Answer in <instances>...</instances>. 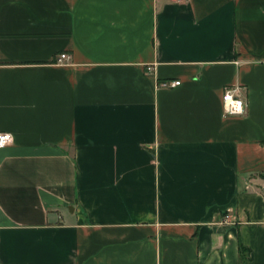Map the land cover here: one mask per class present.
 <instances>
[{
	"label": "crops",
	"instance_id": "crops-1",
	"mask_svg": "<svg viewBox=\"0 0 264 264\" xmlns=\"http://www.w3.org/2000/svg\"><path fill=\"white\" fill-rule=\"evenodd\" d=\"M0 131V264H264V0H0Z\"/></svg>",
	"mask_w": 264,
	"mask_h": 264
},
{
	"label": "built area",
	"instance_id": "built-area-1",
	"mask_svg": "<svg viewBox=\"0 0 264 264\" xmlns=\"http://www.w3.org/2000/svg\"><path fill=\"white\" fill-rule=\"evenodd\" d=\"M180 1V0H174ZM69 56L66 53H61L56 57V61L61 62L67 59ZM179 80L164 81L161 83L165 87H173L179 85ZM241 86H227L221 97L222 112L225 116H239L243 115L246 110V102L241 94ZM13 140V136L10 132L0 131V142H3V147L10 144ZM2 148V147H0Z\"/></svg>",
	"mask_w": 264,
	"mask_h": 264
},
{
	"label": "trees",
	"instance_id": "trees-1",
	"mask_svg": "<svg viewBox=\"0 0 264 264\" xmlns=\"http://www.w3.org/2000/svg\"><path fill=\"white\" fill-rule=\"evenodd\" d=\"M239 249H240L241 254H243V253H244V252H243L244 250H243L242 246H240ZM243 263H244V264H247V261H246V260H243Z\"/></svg>",
	"mask_w": 264,
	"mask_h": 264
},
{
	"label": "clouds",
	"instance_id": "clouds-1",
	"mask_svg": "<svg viewBox=\"0 0 264 264\" xmlns=\"http://www.w3.org/2000/svg\"><path fill=\"white\" fill-rule=\"evenodd\" d=\"M0 147H3V142H0Z\"/></svg>",
	"mask_w": 264,
	"mask_h": 264
}]
</instances>
